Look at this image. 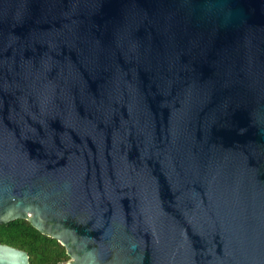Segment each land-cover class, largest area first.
Wrapping results in <instances>:
<instances>
[{"label": "water", "instance_id": "95a60500", "mask_svg": "<svg viewBox=\"0 0 264 264\" xmlns=\"http://www.w3.org/2000/svg\"><path fill=\"white\" fill-rule=\"evenodd\" d=\"M19 219L66 264H264V0H0Z\"/></svg>", "mask_w": 264, "mask_h": 264}, {"label": "trees", "instance_id": "16d2710c", "mask_svg": "<svg viewBox=\"0 0 264 264\" xmlns=\"http://www.w3.org/2000/svg\"><path fill=\"white\" fill-rule=\"evenodd\" d=\"M0 243L28 252L30 264H66L70 259L65 247L27 220L0 224Z\"/></svg>", "mask_w": 264, "mask_h": 264}]
</instances>
